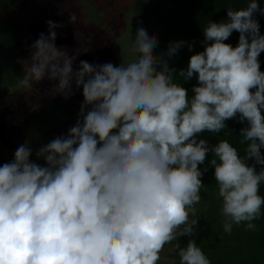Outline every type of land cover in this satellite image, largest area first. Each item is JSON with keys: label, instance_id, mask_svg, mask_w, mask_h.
Returning a JSON list of instances; mask_svg holds the SVG:
<instances>
[{"label": "clouds", "instance_id": "1", "mask_svg": "<svg viewBox=\"0 0 264 264\" xmlns=\"http://www.w3.org/2000/svg\"><path fill=\"white\" fill-rule=\"evenodd\" d=\"M257 12L264 9L249 0L203 28L204 50L178 72L184 81L196 77L191 97L169 64L186 44L192 51L187 41L156 55L157 35L139 27L131 61L81 60L74 69L77 56L57 46L61 25L49 20L30 59L18 60L17 87L47 79L65 98L74 84L84 99L67 135L36 151L43 164L31 159L26 141L0 165V264H159L166 244L196 234L199 218L190 217H197L206 188L208 168L200 165L210 152L224 232L242 223L254 231L264 207V35ZM77 19L70 13V23ZM234 31L235 47L225 43ZM237 117L247 124L240 130L244 156L227 140L210 146L199 138L219 134ZM174 248L179 264H211L194 239Z\"/></svg>", "mask_w": 264, "mask_h": 264}, {"label": "trees", "instance_id": "2", "mask_svg": "<svg viewBox=\"0 0 264 264\" xmlns=\"http://www.w3.org/2000/svg\"><path fill=\"white\" fill-rule=\"evenodd\" d=\"M137 28L144 27L149 34H156L159 40L154 50L156 55L166 53L170 42L187 41L193 45L189 51L187 44L169 61L177 69V82L188 89L191 97L193 86L198 81L194 76L184 81L178 76L180 69H186L193 54L204 50L203 28L209 21L227 20V9L247 7L249 0H131ZM264 9V0H258ZM126 6L115 0H0V165L14 159L15 150L27 141L32 149L31 159L43 164L36 151L60 135H67L68 129L78 119L82 89L65 98L56 92V82L47 79L33 83L30 89L17 87L23 75V65L18 60H29L31 45L41 33L48 35V21L57 25L56 44L76 55L73 65L79 68L81 60L91 64L112 63L120 65L117 57L116 41L124 32ZM77 15V22L70 23V13ZM260 32L264 35V14L257 12ZM123 27V28H122ZM239 33L233 32L225 43L238 45ZM77 37V38H76ZM261 71H264V52L259 57ZM227 127L219 134L205 132L199 136L209 145L227 140L244 156L246 143L240 141V130L246 122L239 118L226 121ZM264 154V149H261ZM210 152L203 165L208 171L202 180L206 188L201 190V202L195 207L199 218L196 234L182 236L164 246L159 264H179V256L174 246L186 247L194 239L211 261V264H264V207L259 219L253 221L256 229L247 230L246 224L234 225L232 232L223 230L220 209L222 200L217 195L214 167ZM247 163L252 165L253 160ZM262 166L256 165L257 171ZM260 195L264 196V182L260 185ZM183 227V226H182ZM181 229L177 230L178 233Z\"/></svg>", "mask_w": 264, "mask_h": 264}, {"label": "rangeland", "instance_id": "3", "mask_svg": "<svg viewBox=\"0 0 264 264\" xmlns=\"http://www.w3.org/2000/svg\"><path fill=\"white\" fill-rule=\"evenodd\" d=\"M117 4L126 6L125 9V18H124V32L121 33L119 38L116 41V52L117 57L120 60V64L123 62L127 63L131 61L134 53V40H135V31L137 29V22L134 16V11L132 7L131 0H115ZM122 27V28H123Z\"/></svg>", "mask_w": 264, "mask_h": 264}]
</instances>
